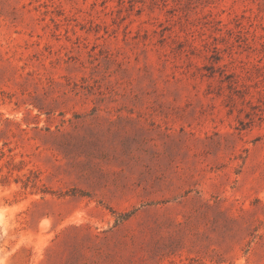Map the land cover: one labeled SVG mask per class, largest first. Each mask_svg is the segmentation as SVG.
Instances as JSON below:
<instances>
[{"label":"rangeland","instance_id":"rangeland-1","mask_svg":"<svg viewBox=\"0 0 264 264\" xmlns=\"http://www.w3.org/2000/svg\"><path fill=\"white\" fill-rule=\"evenodd\" d=\"M0 264H264V0H0Z\"/></svg>","mask_w":264,"mask_h":264}]
</instances>
